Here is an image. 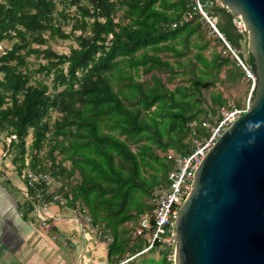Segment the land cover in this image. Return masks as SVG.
Returning <instances> with one entry per match:
<instances>
[{
    "label": "trees",
    "instance_id": "obj_1",
    "mask_svg": "<svg viewBox=\"0 0 264 264\" xmlns=\"http://www.w3.org/2000/svg\"><path fill=\"white\" fill-rule=\"evenodd\" d=\"M58 1L77 4L82 17L76 18L75 29H90V34L75 36L79 46L70 53L34 48L29 40L34 36L44 44L46 31L64 39L72 36L54 21ZM194 6L192 0H0V42L14 40L0 54L4 151H14L20 174L30 169L54 179L27 186L33 199L24 214L36 209L38 189L47 203H61L59 190L50 192V188H55V178L66 174L70 190L64 198L72 207L82 200L91 224L110 238L112 264L147 243L133 231L141 216L153 209L154 191L168 184L173 162L167 153L189 154L194 139L208 138L222 119L221 108L228 99L213 88L222 69L226 68L227 81L246 78L244 68L212 27L228 54H205L206 20ZM212 14L224 38L256 73L252 54L243 49L248 32L236 26V14L221 5ZM31 52H42L48 59L37 71L53 73L51 90L43 80L30 84L32 72L21 69ZM167 53L175 56L173 61ZM142 73H150V78L141 80ZM163 73L169 74L164 78ZM178 77L180 82L169 86ZM237 106L242 103L237 101ZM52 110L60 113L54 122ZM47 145L48 164L40 156ZM55 152L62 154L60 160ZM65 161L71 162L70 168ZM55 194L61 198L54 199ZM161 257L160 264H174L166 255Z\"/></svg>",
    "mask_w": 264,
    "mask_h": 264
},
{
    "label": "water",
    "instance_id": "obj_2",
    "mask_svg": "<svg viewBox=\"0 0 264 264\" xmlns=\"http://www.w3.org/2000/svg\"><path fill=\"white\" fill-rule=\"evenodd\" d=\"M219 1L248 32L254 94L194 171L173 228L174 264H264V0Z\"/></svg>",
    "mask_w": 264,
    "mask_h": 264
},
{
    "label": "crops",
    "instance_id": "obj_3",
    "mask_svg": "<svg viewBox=\"0 0 264 264\" xmlns=\"http://www.w3.org/2000/svg\"><path fill=\"white\" fill-rule=\"evenodd\" d=\"M4 145V138L0 136V258L14 264H78L81 257L80 264H104L108 245L107 250L100 253L99 246L85 240L88 231L80 236L83 223L80 224V218L68 215L73 207L63 204L64 198L61 203L50 201L40 210L24 214L25 205L31 203L33 197L23 178L25 171L18 172ZM64 209L69 210L68 214H62L66 213ZM46 217H50L51 222H45ZM75 218L79 220L78 226ZM60 233H71L67 237L78 234L74 250L58 241L56 236ZM54 237L57 241L52 240Z\"/></svg>",
    "mask_w": 264,
    "mask_h": 264
},
{
    "label": "rangeland",
    "instance_id": "obj_4",
    "mask_svg": "<svg viewBox=\"0 0 264 264\" xmlns=\"http://www.w3.org/2000/svg\"><path fill=\"white\" fill-rule=\"evenodd\" d=\"M82 4H84L82 2ZM87 4V3H86ZM63 12V14H62ZM65 13V14H64ZM81 18V14L77 8V4H72L69 2H62V1H58L57 3V8H56V17H55V22L56 24L60 25L65 31L67 32H72V36L70 38L64 39V38H60L59 36H52L50 31H46L44 33V36L46 37V42L44 44H39L38 42L35 41L34 36H30L29 40L31 42V46L34 48H40L41 50L43 49H47L50 48L58 53H70L71 49L73 47H78L79 46V42L76 40L75 36L79 35L81 33H85V34H90V29L86 28V29H75L74 26H76L75 22H76V18ZM87 21H92V18L86 17ZM203 44L206 45L204 52L207 56L212 57L214 52H218V53H222L223 55H227L228 52L225 50V48L223 47L222 43H220L218 40L215 39V34L213 33L212 29H211V25L206 21V23L203 26ZM197 40H201L200 38H197ZM14 40H9V39H5L3 41L0 42V54H2L6 49L10 48L13 44ZM182 46V45H179ZM247 40L243 43V49L245 51V54L247 55ZM26 49L23 50V52ZM189 55H191V52H188ZM167 56H170L169 58L173 61L175 56L171 55L170 53H167ZM185 56H183L184 58ZM48 62V59L45 57L44 53H36V52H31L25 59V62L23 65H21V69L26 70V67H28V70L32 72L31 78L29 83L30 84H36L37 80H43L46 83L49 84L50 86V90L52 89L53 85H54V81H53V73L48 74L46 71H37L38 68H40V66L42 64H46ZM65 71H66V66H65ZM169 73H163L162 76L165 78V76H167ZM150 73H142L140 79L141 80H146L148 78H150ZM225 75H226V68H223L222 71L220 72V77L221 80H218L216 85L213 88H217L219 90H221L224 94V96L227 97L228 99V105L225 107H222V112H223V117L224 118V112L228 111V110H232L233 108H235L234 106L236 105L237 101H240L242 103V106H237V108L239 109H248L250 107V103H251V96H252V90H253V80L248 78L246 75V78H244L242 81L240 82H231V81H227L225 79ZM0 76H3V74L0 73ZM180 78H175L174 81H169L168 84L169 86H174L176 83H179ZM50 120L51 122H54L56 120V118H58L60 116V113L52 110L50 113ZM221 119V120H222ZM220 120V121H221ZM219 121V122H220ZM218 122V123H219ZM218 123L213 126L211 128V130H213L214 127H216L218 125ZM6 132H4L3 134H5ZM7 141H10V138H7ZM32 141V136L31 134L27 137V145H29ZM48 149L49 146H45L43 148V150L40 153V156L43 160V162L45 163H49V157H48ZM11 154L10 157L14 156V151L10 150L8 152V154ZM56 154V158L57 160H60L62 158V154H60L59 152H55ZM160 154H163L162 151H160ZM29 161V157H27L26 162ZM67 168H70L71 166V162L70 161H65L63 163ZM78 173L75 174V176H77ZM24 178V176H23ZM25 179V178H24ZM56 179V184H55V189L59 190L60 195L64 198L66 197L65 194L69 193L70 190V185H69V180L70 178L64 174L61 175L59 178H55ZM52 181H54V179L52 178ZM54 186V185H53ZM65 199V198H64ZM147 199V198H146ZM66 202V203H65ZM63 204H68L66 199L64 200ZM64 206V205H63ZM83 202L82 200H79L75 207H73V209H71L70 213L68 214L67 209H64L66 211V213H62L63 215H72L73 217H77L80 218V224L82 226H80L81 229V237L84 236L85 231H88V233L86 232V238L85 240L87 242H94L96 246H99V252L102 253V251L105 249L107 250V245L109 244L110 238L108 236H106V234L104 233V230L100 227V226H94L91 224V219L90 216L87 212L82 211V207H83ZM37 212V211H36ZM38 214V212H37ZM39 216V215H38ZM47 216V215H45ZM47 219L45 220V222H51L50 217H46ZM70 219V218H68ZM75 224L78 226L79 225V220L77 221L75 218ZM70 224V222H69ZM131 223L128 225V228H130L131 230ZM86 229V230H85ZM89 234V235H88ZM71 235V233H68L66 235H63V233H60L59 236H56L59 238L58 241H61V244L63 246H67L69 247L68 249H75L76 245H77V237L78 234H75L71 237H67ZM57 238H53L52 240L57 241ZM82 241V240H81ZM84 241V240H83ZM76 244V245H75ZM77 250V249H76ZM80 259L78 264H80ZM106 259L107 261L104 262V264H112L111 261L108 258V250H107V255H106ZM162 257L161 255L155 250H151L148 251L142 255H139L135 260L131 261L129 264H160L162 263L161 261ZM78 260V257H77ZM92 264H97V263H92Z\"/></svg>",
    "mask_w": 264,
    "mask_h": 264
},
{
    "label": "built area",
    "instance_id": "obj_5",
    "mask_svg": "<svg viewBox=\"0 0 264 264\" xmlns=\"http://www.w3.org/2000/svg\"><path fill=\"white\" fill-rule=\"evenodd\" d=\"M194 8L197 13L201 14L203 18L211 25L213 30L226 42L231 52L236 56L242 67L244 68L248 78L256 82V73L249 68L237 55L236 51L224 38L216 25V18L212 11L217 6H222L219 0H192ZM188 17H192V13H188ZM234 23L239 30H244V23L239 15L234 17ZM253 84V85H254ZM249 109V108H248ZM248 109H239L237 107L232 110L224 112V118L213 128L211 135L204 139H194V148L187 154L182 155L170 151L167 153V158L173 162V169L168 174V184L165 187L157 188L153 196V209L145 212L133 231L134 236H143L146 240V245L143 249L137 251L135 254L124 258L115 264H129L135 260L139 255L155 249L159 254L166 255L169 261L175 263L176 256V239L174 234V224L179 213L180 207L185 198L192 189V182L194 179V171L217 140L221 133L244 111ZM27 179V186H38L42 183H50L52 177L44 172H35L28 169L23 174ZM50 192L53 190L50 188ZM38 201L35 204L36 209L47 206L44 198V192L41 189L37 190ZM59 198L54 195V199ZM0 264H14L0 258Z\"/></svg>",
    "mask_w": 264,
    "mask_h": 264
}]
</instances>
